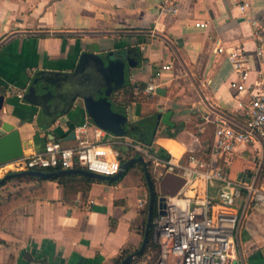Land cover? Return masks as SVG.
<instances>
[{
	"label": "crops",
	"instance_id": "0c3cea01",
	"mask_svg": "<svg viewBox=\"0 0 264 264\" xmlns=\"http://www.w3.org/2000/svg\"><path fill=\"white\" fill-rule=\"evenodd\" d=\"M237 47L246 53V85L264 81V0H180L177 14L161 13L157 0H0V122L20 131L25 154L43 151L52 139L75 145L71 133L84 123L90 140L126 150L141 143L130 132L146 118L155 124L158 153H210L217 119L247 121L250 95L234 85L240 73L229 59ZM85 52L134 58L115 94L128 111V134L99 127L76 97L95 74L90 60L73 76ZM165 63L172 69L158 80L161 93H145ZM39 75L59 78L46 109L26 98ZM169 110L175 126L158 124L157 114ZM178 126L184 127L169 136ZM218 163L232 179L257 176L264 185V140L240 145ZM149 195L142 162L117 180L77 173L64 181H10L0 186V264H120L142 246ZM143 198L148 204L140 207ZM236 208L239 253L245 264H264V203L239 199ZM157 253L146 248L131 264H151ZM168 264L177 262L171 257Z\"/></svg>",
	"mask_w": 264,
	"mask_h": 264
},
{
	"label": "built area",
	"instance_id": "2783aa9c",
	"mask_svg": "<svg viewBox=\"0 0 264 264\" xmlns=\"http://www.w3.org/2000/svg\"><path fill=\"white\" fill-rule=\"evenodd\" d=\"M157 1L161 13L179 12L180 0ZM196 25L208 26L202 22ZM245 57L242 47L229 53L233 67L240 73V83L234 85L250 95L247 121L244 125L234 126L226 118L217 119L214 141L207 157L195 153L183 157L162 155L151 145H130L132 151L143 156L147 162L156 183L158 198L162 196L159 183L166 173H176L185 179L175 195L164 196L163 207L157 204L152 228L158 253L151 264H168L171 257L177 264H245L238 249L240 215L236 204L239 199H244L245 203H264V185L258 183L257 176L232 179L218 163L219 159L236 151L238 146L247 145L256 138L264 140V81L246 85L248 74L243 70ZM170 69L172 63L161 65L156 80L148 82L144 92L157 94L161 85L159 81ZM18 95L22 97L24 94L19 91ZM74 132L77 143L73 146L64 145L60 139H52L43 151L0 163V179L9 173L58 167H80L104 175H115L120 171V152L112 143L90 140L88 123L76 127ZM147 204L148 198L140 199V207Z\"/></svg>",
	"mask_w": 264,
	"mask_h": 264
},
{
	"label": "water",
	"instance_id": "95a60500",
	"mask_svg": "<svg viewBox=\"0 0 264 264\" xmlns=\"http://www.w3.org/2000/svg\"><path fill=\"white\" fill-rule=\"evenodd\" d=\"M112 55V54H111ZM92 61L95 66V74L87 77L88 89L82 90L76 97H82L85 102L86 109L93 119L94 123L102 129L110 131L117 135H126L129 132L127 126L128 111L127 108L119 104L115 100L116 92L122 88L126 81V66H136L133 57H128L124 54L118 57H103L98 54L85 52L82 55L81 62L78 65L73 76H79L86 68L89 61ZM57 73L56 76H59ZM57 80L59 78L54 75H39L31 84L26 95L30 101L40 104L45 109L48 106L49 99L56 92ZM82 89V88H81ZM161 89L157 93H161ZM76 97L74 99H76ZM4 96L0 95V109L3 108ZM173 111L160 112L157 114V123H164L170 127L175 126L172 121ZM75 137V132L72 131L71 138ZM25 154L24 145L20 136V131L15 125L2 121L0 122V163L7 162L19 158ZM136 162H142L145 168L146 181L149 188V214L146 225V231L141 248L135 253L130 254L120 264H131L134 259L142 255L148 245L151 230L152 219L155 214V206H164L165 195H175L185 183V179L176 174L168 172L160 180L159 190L162 196L158 198L156 183L151 175L148 164L144 157L139 155L132 157L121 163L120 171L115 175H104L84 168L59 169L55 171L43 170H24L15 173H9L0 179L2 185L6 179L15 176L34 175L42 178H55L65 174H84L90 177L103 180H117L124 171L131 167Z\"/></svg>",
	"mask_w": 264,
	"mask_h": 264
},
{
	"label": "trees",
	"instance_id": "16d2710c",
	"mask_svg": "<svg viewBox=\"0 0 264 264\" xmlns=\"http://www.w3.org/2000/svg\"><path fill=\"white\" fill-rule=\"evenodd\" d=\"M184 126H178L175 128L174 132L169 133L168 135L171 137H175L177 132L183 128ZM154 128H155V124L153 123V120L151 118H146L143 119L139 122H137L136 124L133 125L132 127V131L130 132V135L132 137H134L136 140L141 141V143L146 144V145H151L153 144V136H154ZM116 147V146H115ZM118 149V147H116ZM191 152L186 153L185 156L189 155ZM208 150H205V148H203V150L200 153H195L198 156L201 157H207L209 154ZM133 156V151H132V147L129 146L126 150H125V156L120 153V160L122 161H126L129 158H131ZM141 163V162H139ZM58 168H47V169H42L43 171H55L58 170ZM151 172V171H150ZM73 174H65V175H60L56 178H58L60 181H64L66 178L72 176ZM152 175V172H151ZM153 177V175H152ZM154 178V177H153ZM33 179H42V177H38V176H34V175H24V176H15L9 179H6L5 182L2 184H6L10 181H29V180H33ZM0 185V186H2ZM154 248L157 249V243L155 242L154 239V230L152 228L151 230V234H150V238H149V242L147 245V248Z\"/></svg>",
	"mask_w": 264,
	"mask_h": 264
},
{
	"label": "rangeland",
	"instance_id": "374dc122",
	"mask_svg": "<svg viewBox=\"0 0 264 264\" xmlns=\"http://www.w3.org/2000/svg\"><path fill=\"white\" fill-rule=\"evenodd\" d=\"M118 151L120 152V153H122L124 156H125V145L124 146H120L119 148H118ZM15 173V172H14ZM153 175V174H152Z\"/></svg>",
	"mask_w": 264,
	"mask_h": 264
}]
</instances>
